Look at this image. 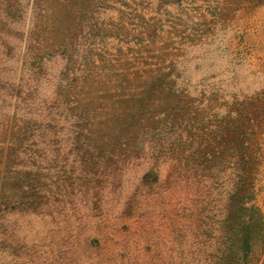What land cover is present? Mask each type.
Instances as JSON below:
<instances>
[{
	"label": "rangeland",
	"instance_id": "obj_1",
	"mask_svg": "<svg viewBox=\"0 0 264 264\" xmlns=\"http://www.w3.org/2000/svg\"><path fill=\"white\" fill-rule=\"evenodd\" d=\"M0 264H264V0H0Z\"/></svg>",
	"mask_w": 264,
	"mask_h": 264
}]
</instances>
